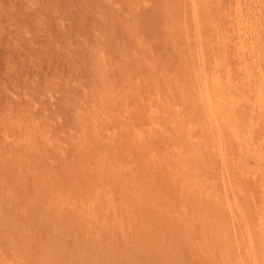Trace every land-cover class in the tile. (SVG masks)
Here are the masks:
<instances>
[{
  "label": "rangeland",
  "instance_id": "1",
  "mask_svg": "<svg viewBox=\"0 0 264 264\" xmlns=\"http://www.w3.org/2000/svg\"><path fill=\"white\" fill-rule=\"evenodd\" d=\"M0 147V264H264V0H0Z\"/></svg>",
  "mask_w": 264,
  "mask_h": 264
},
{
  "label": "bare ground",
  "instance_id": "2",
  "mask_svg": "<svg viewBox=\"0 0 264 264\" xmlns=\"http://www.w3.org/2000/svg\"><path fill=\"white\" fill-rule=\"evenodd\" d=\"M12 14V13H11ZM17 15V14H16ZM19 15V14H18ZM18 15H17V19H18ZM10 18V17H9ZM8 18V19H9ZM13 20H15V19H13ZM21 22V21H20ZM4 33V32H3ZM8 34V33H7ZM30 39V38H29ZM98 39V38H97ZM11 42V41H10ZM22 43V42H21ZM18 44V43H17ZM5 53V52H4ZM70 87V86H69ZM4 92V91H3ZM6 92V91H5ZM27 92V91H26ZM66 92V91H65ZM23 94V93H22ZM31 95V94H30ZM32 96V95H31ZM20 98V97H19ZM16 100V99H15ZM32 100V99H31ZM14 101V100H13ZM22 102V101H21ZM33 102V101H32ZM22 104V103H21ZM11 105V104H10ZM30 105V104H29ZM25 108V107H24ZM3 109V108H2ZM8 110V109H7ZM14 110V109H13ZM2 112H4V111H2ZM5 113V112H4ZM13 114V113H12ZM23 114V113H22ZM11 115V114H10ZM14 116V115H13ZM6 117V116H5ZM12 117V116H11ZM33 122V121H32ZM29 124V123H28ZM30 126H32V125H30ZM34 126V125H33ZM39 126V125H38ZM5 127V126H4ZM29 127V126H28ZM35 127H36V125H35ZM34 129V128H33ZM17 133V132H16ZM25 133H26V131H25ZM4 134V133H3ZM18 134V133H17ZM28 135V134H27ZM32 135V134H31ZM30 135V136H31ZM5 136V135H4ZM20 136V135H19ZM25 137V136H24ZM34 137V136H33ZM30 139V138H29ZM33 139V138H32ZM23 141V140H22ZM25 141H27V139L25 140ZM32 141V140H31ZM39 141V140H38ZM35 144V143H34ZM37 144V143H36ZM12 145V144H11ZM14 145V144H13ZM27 145V144H26ZM20 146V145H19ZM24 146V145H23ZM38 147V146H37ZM1 148V147H0ZM5 149V148H4ZM3 149V150H4ZM18 149V148H17ZM38 150V149H37ZM25 152V151H24ZM6 153V152H5ZM16 153V152H15ZM18 153V152H17ZM16 153V154H17ZM38 153V152H37ZM0 154H2V153H0ZM5 155V154H4ZM7 155V154H6ZM11 155H12V153H11ZM14 155V154H13ZM37 155V154H36ZM25 156V155H24ZM29 159V158H28ZM21 160V159H20ZM24 160H26V159H24ZM22 161V160H21ZM22 163V162H21ZM39 165V164H38ZM41 166V165H40ZM39 166V167H40ZM13 167V166H12ZM11 168V167H10ZM22 168V167H21ZM35 215V214H34ZM35 217V216H34ZM13 223V222H12ZM20 224V223H19ZM18 227V226H17ZM31 237V236H30Z\"/></svg>",
  "mask_w": 264,
  "mask_h": 264
}]
</instances>
